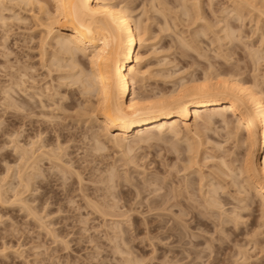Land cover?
<instances>
[{
	"label": "rangeland",
	"instance_id": "obj_1",
	"mask_svg": "<svg viewBox=\"0 0 264 264\" xmlns=\"http://www.w3.org/2000/svg\"><path fill=\"white\" fill-rule=\"evenodd\" d=\"M151 1L152 0H132V4L134 6H137L135 10L136 12L134 13L136 18L138 17V15L139 17L141 16V8L144 7L143 5H145V8H149L150 12L148 11L149 13H146L145 15L142 13V17H144L143 20L145 19L144 21H146V17L149 16L150 19L147 17L150 20L148 21V23L151 25L150 38L147 44L141 48L142 53L144 55H148L146 56L147 59L143 64V69L149 68L150 66V70L147 71L148 75L145 80H137L138 83H135L137 91L146 92L147 90V92H149L154 89H156V91L154 92H158L160 91V89L166 91L169 90V88L174 87L175 85L177 86L179 83L181 84L183 77L185 79L183 80L184 83V81L189 80L192 77L203 80V77L206 74H211V78L215 77V79L219 77L230 79L233 75V78H238L240 76L239 78L243 79V81L248 84H253L254 82L255 84L257 82V84L260 83L261 85L259 84L258 87L260 86V88L264 90V58H262V56L264 57V14L262 13L263 15H261V12H264L263 1V5L262 3H260V5L262 6H260L259 3L257 4L259 6L258 10H260V13L258 12V10H253L252 8L249 9V7H246L244 8L245 10L242 9L243 12L239 16L241 19H239L238 15H235V19L236 17H238L237 20L239 21H236L234 19L235 13L233 12V14L231 10L234 6L232 5V0H198L201 17H198L200 15L195 14L199 13L200 11L195 13H191L190 11L189 13H191V15H188L191 16V18L193 19L192 21L190 20V17L188 18L186 16V14H182V7L184 8V6L188 5V3L191 4L193 2H189L191 0H189L188 3L185 0L187 4L184 2V0H161V3L158 2V0H156L157 2L154 0L157 5L158 3H160L158 7H160L161 9H163L164 7L167 9L170 6L164 12H159V15L156 13L157 11L150 9L152 7L150 6ZM163 1H166L167 3L165 2V4L163 3ZM46 2L47 3L44 4L53 9L52 7L54 3L51 0H48ZM5 3L7 5V9L2 8V10L3 15L6 17V25L3 26L0 23V122L2 121L0 123V185L3 186L2 190L5 192V194H8H6L5 197L10 196L12 198L13 194L15 195V192L12 191V187L13 184L15 185V183H17V172L19 171L17 164L20 162L18 160L19 157H17L18 153L15 154L16 151L14 150L16 143L13 141L15 140H18V142L20 141V145H25L26 147L28 146L27 148H30V144H28L30 143V141L32 142L38 139V143L35 142L36 148L38 147L37 144H42L44 142H48L50 144L49 146L47 145L45 149H55L58 144H60V146L62 145L61 147H64L63 150H66L64 152H68L65 157L70 161L69 165L71 164V166H73V169L78 170V173H81V179L82 181H84H80L82 184L81 186L79 184L80 179L77 181L78 177L77 175H75L76 172L74 173V170H72L74 174L72 172H67L65 174L60 173L58 172V170L53 168L52 165L49 164L50 162H47V160H43V162H40L41 172L39 171L40 173L38 172L36 178L34 179L35 188L34 191H32V193L30 194L32 198L30 195L27 196V200L29 199L27 202L29 203H27L28 206H26V208L25 206L21 207L22 205L18 207V204L13 203H10L8 205L4 199H2V202L0 199V264H125L127 262L132 264H239L244 261L243 255L245 256L246 254L251 257L248 258V256V261L246 259V261L241 264H264V215L260 213V206L253 204L248 206L246 209L244 208L243 210L240 208L242 211L236 208V206L238 205L242 206L247 199L248 203L249 201L251 203L252 199L256 200L258 204L260 203V201L257 197L255 198L256 195L253 191H250L247 196L244 194V191H240L242 192V196L246 198L244 202L241 199V194H238V190H240V188L237 185L232 186L233 183L230 184L231 178L233 179L237 171V173H239V170L235 169V167H242L244 165V155L246 153L244 147L241 145L238 146L233 140L228 139L227 135H225L226 131L221 130V132H219L221 128L215 127L209 131H206L205 133L201 134L203 135V137L207 136L205 137L206 139L203 138L205 139V141L203 144L204 146H202L201 149L203 153V156L201 157L202 159L200 161L201 163L199 165V167H201L199 168L195 165L193 166L194 170H192L191 173V170H188L189 172H186V174L185 172L183 173L182 169L184 167L183 161H179V159L177 158L178 154L171 148L172 144L170 142L173 141L172 139H170L171 141L166 142V144L164 143V141H159L152 142L154 144L151 145L145 144L142 147H135L132 152H128V150L126 149L121 150L114 147L112 143L107 142V149H105L103 152L101 151V153L99 152V154L95 153L96 155L94 154L92 156V154L89 153L91 151L90 146L87 145L91 144V141L90 143L88 142L89 138L87 137V130L88 127L92 128L93 126H95L93 128L97 129V127L99 128V126L96 122L92 123L86 121L85 118H83L85 116V111L83 112L82 105L87 103L83 95L80 94L79 96L76 92L77 94L74 93L73 95H75V97H73L71 93L75 88L72 89V86L70 87L68 85L66 86L65 84H62L65 83L63 81L67 80H63L61 84H57L59 83V81L57 80L56 76L60 73L57 72L56 68H51V76L50 73H48V62H50L48 59H50V56L54 52L52 50H54L55 48V42L49 37L46 38V27L42 24L44 22H42V20L44 19L45 15H41V13H38L37 9L35 10V12L28 10L31 8L29 6L27 8L23 6V9L25 10L19 8L21 10L20 11L16 6L13 8L12 5H14V2H11L12 5L10 4V2L8 3V1ZM183 3H185L184 6ZM162 4L165 5L162 6ZM35 5V8H37L38 5ZM260 7L262 8L260 9ZM169 9L171 11L173 9V11L171 12ZM168 10L169 12H167ZM227 10H231L232 14H230V12L228 11L231 16L228 14V12H226ZM162 13L163 15L167 13L166 15L168 17L166 15H160ZM176 13L179 14H177L176 16ZM18 15L19 17H21L20 19ZM171 15H173L172 18ZM203 16L205 17V19L203 18ZM226 16L232 17L230 19L231 21L226 18ZM197 17L198 19L200 18V20H198ZM41 18L42 20H40ZM176 18H178L179 20H177ZM225 18L227 19L226 21L229 22V24L227 22H225L224 24L223 21L225 20ZM232 19L235 21H233ZM218 20L221 21V23L224 25H221ZM215 21L216 26L214 27ZM165 22H168V24H165ZM204 22L209 24L206 25V23L204 24ZM210 22H212L213 24ZM226 23L232 27V29L230 27V29L234 32V35L232 36H236L235 38H232L233 40L235 39V42L233 41V43H231L232 41L229 40L231 38L227 37L229 39H225L226 35L225 33H223V31L227 32L229 28ZM192 24L195 25L193 26ZM163 25H169L170 27L166 28ZM204 26H207L206 30H204ZM233 28L237 29L238 33H235ZM200 30H204L205 32H202ZM200 32L202 34H200ZM203 33L207 34L203 35ZM217 36L219 37V41L220 39H224L222 41V44L220 43L222 47L218 45L219 42L217 40ZM261 36L263 37L262 40ZM184 44L194 45L186 47V45ZM195 44L197 49H195L196 47H194ZM225 44L229 49H232L229 50L225 48L227 47ZM45 46L49 54L47 52V54L44 55L45 57L43 56L44 58H46V60L44 59V62L46 64H43V57L41 56L43 55L44 50L41 49L45 48ZM218 46L222 50H224V52H222V50L219 51V49L217 51L215 47L217 48ZM188 47L191 48L189 49ZM226 49L228 50V52H230L227 53ZM256 51H260L257 57ZM225 52L227 55H229L227 56L226 54H224ZM232 52L235 53L231 54ZM249 52H253L252 54L254 55L250 54ZM201 55H203V57ZM224 55H226L228 58H225L226 56ZM260 55L261 58H259ZM206 57L209 59L207 60ZM16 58L23 64L31 67L29 68L28 72L31 76H33L30 79L34 81L29 79L30 82L27 81L26 84H31L30 86L33 85V90H31L33 93H35L34 91H36L37 93H41L44 90L43 95L45 96H41L43 97L44 101L48 100L46 102L51 104L52 107L54 105L53 102H57L59 100L63 103L62 104L57 102V104H59L60 106H63L66 103H70L71 101H74L76 105L73 104L72 107L70 106V108L66 106L60 107L59 105H56L59 107H57V109L53 107L52 110L54 113H51L53 116L50 114V116H48L47 118L42 117V115H40V117L39 115H32L31 117H33V120L35 121L33 123H30L29 117L21 119L14 117L15 113L13 114V108H9L10 110L7 109L6 111L5 106L2 107V104L5 105V103L14 101L16 102L18 100V102H20V97H23V94L20 96V94L16 90L15 91L17 92V94H19L20 97L17 94H14L15 91L12 92V89L11 91H8L7 87L10 89V86L8 85L9 76L7 77V75H5L4 73L5 70H3L5 61L10 60L11 62H15ZM2 60L4 61L2 62ZM225 61L228 62L226 63ZM41 63L43 65H41ZM164 63L165 65H163ZM87 67L89 69L90 66L88 58H85V69ZM208 67L211 70H209ZM211 67H213L214 69H212ZM32 68L33 70L30 71ZM150 72L153 74H151ZM54 73L56 75H54ZM213 73L217 74L214 75ZM51 77L53 80H51ZM170 77H172V80ZM51 82H53V84ZM45 85L47 88L45 87ZM143 85L145 86L142 87ZM64 86L67 89H65ZM64 90L71 91V93L68 94V91L67 93H65ZM56 91L58 94L55 93ZM7 92L10 94H6ZM76 97L78 99H82V102L84 101L85 103L83 102L82 104L81 101H79ZM76 100L79 103H77ZM35 101H37V99ZM77 104H82V107H78ZM88 104L89 103H87L86 106ZM22 106V109H25L24 106L26 108H29L27 104H24ZM52 110L49 109L48 111ZM80 110L82 113H79ZM22 112L25 114V110H23ZM83 113L84 115H82ZM78 114H81L82 117H78ZM55 115L57 117H55ZM48 118H51L52 120L47 121ZM82 120H84L85 122ZM78 121H81V124H79ZM82 122L85 124H83ZM38 134L40 136H38ZM180 136H182V134ZM11 137L13 138V140ZM171 138H173L174 140L176 139L174 137ZM177 138L178 140H180L177 141L178 143H180L181 145L184 144L183 146H186V142L182 144V137ZM197 139L198 138L195 136V138L192 140L195 143L199 140ZM41 140L44 142H42ZM12 142L14 145L12 144ZM215 144H218V147ZM219 144L224 145V147L220 146ZM86 146H89L87 148L88 150L90 149V151L88 152L89 155L88 153H86ZM1 149H5V153L1 151ZM86 154L88 156H85ZM206 156H208V160L204 159ZM213 157L216 159L214 160ZM221 157H223L222 161L219 160L221 159ZM255 158L258 159V156H255ZM223 161L227 163L226 166L222 165L223 163L221 162ZM233 163H235L236 166ZM182 164L183 167H181ZM174 165L176 166L174 167ZM218 165H222L221 167L224 169V171L223 169H220L221 167H219ZM227 165H229L232 169L234 167V169L237 170H234L235 175L232 172L234 176L229 171V167ZM224 167H228L229 172L225 170ZM214 169H216L217 171L220 169L222 172L226 171L229 176L230 174L232 176L231 178H229L230 182L225 179L227 174H225L226 176L224 175L225 177L223 176L224 180L228 181L227 183H225L226 186H228V188L226 187L227 191L225 192L228 194H226L225 192L224 194L223 191L222 193L224 194L223 196L225 197V199H228L231 196V199L228 200L229 203L231 202L232 206L228 203V205H225L224 207L225 210H227V214L230 212V210L233 209H235L236 211H241H238L241 214L243 213L241 215L243 217V221L241 220V217H238L240 219V221L238 220L240 224L237 223V225L235 224L236 226L234 225L235 221H232L231 223L229 222L230 224L227 223L226 225L225 223V226L221 227V222L219 220H216V218H214V220H205L200 215H198V217L203 218L202 220L205 222L198 224L197 222L192 221L193 219H191L190 216H185V218L182 214H180L181 205H176V200H178L185 205H188L190 203L189 205H192V208L200 211V208H198L199 206L197 205L199 203L197 200L200 197L198 188H194L196 191L193 192L196 195L199 194L198 196L195 195V197L192 195L191 197L189 195V197L193 198V200H190H195L197 202L196 203L194 201L195 204L189 201V197H187L188 194L186 195L185 193L186 199L185 196L182 197L180 191L183 190L182 187L185 188V185L187 186V184H189L192 179L196 180L199 183L202 175L207 178V180L205 181L208 182L213 180L211 178L212 176H214V173L215 176L213 178L216 177V173L217 175H221L220 170V172H217L214 171ZM211 171H213V173ZM49 172H51V174ZM109 172L114 176H112ZM41 173L43 174L41 175ZM108 173L110 174V176H112V179H110ZM210 173L212 174V176L210 175ZM11 175L13 176V178ZM209 175L211 177L210 179H208ZM186 176L188 177L186 178ZM38 177L40 179H38ZM240 179H243V175L242 177H240ZM185 180L189 183L187 182V184H184L186 183ZM197 182H195L196 184L194 185V187H199ZM235 187H237V191L235 190ZM4 188H6V191ZM169 189L173 190L174 192ZM231 189L233 190L232 192ZM179 192L180 194H178ZM177 194L179 195V197ZM237 194L239 195V197L237 196ZM176 195L177 198H175ZM225 195H228V197H226ZM168 196L170 200L167 199ZM235 196L238 199L234 201V199H236ZM250 198L252 199L249 200ZM228 200H226V202H228ZM89 202L94 203L95 206H101L102 210L108 212L105 214L102 212H98L95 207H92V205L89 204ZM170 202L172 203V205L174 203L172 207H170ZM234 202L237 203V205H235ZM238 202H240V204H238ZM161 203H163L164 205L158 206V204ZM163 206L167 207V209L165 208L164 210ZM34 211L37 213L34 214ZM173 214L175 216L178 214V217L180 215L181 222L180 218H174ZM238 218H236V220ZM182 221H184V224L182 223ZM214 221H218V224H216L217 222L215 223ZM229 227L230 229H228ZM225 228H227V230ZM223 229L226 230L224 234H222ZM190 233L193 235H191ZM255 241L257 242L256 245Z\"/></svg>",
	"mask_w": 264,
	"mask_h": 264
},
{
	"label": "bare ground",
	"instance_id": "obj_2",
	"mask_svg": "<svg viewBox=\"0 0 264 264\" xmlns=\"http://www.w3.org/2000/svg\"><path fill=\"white\" fill-rule=\"evenodd\" d=\"M7 1H8V3L10 2V4H11V2L12 3L14 2V5L11 4L13 6V8L16 6L18 9L19 8L23 9V6H25L26 8L29 6L31 8L28 10L35 12V10L37 9L38 13H41V15H45L43 20H42V18L40 19V20H42V22L43 21L44 22L43 23L41 21L40 22L46 27V29H45L46 33H47L46 38L49 37L50 39L54 40V42H55V48L53 47L54 50H52L54 52L50 56V59H48L49 56L47 58L50 61V62H48V65H49V67H48L49 72L48 73H50V76H51V73H52L51 68L52 69L56 68L57 72L60 73V74L58 73L59 75L56 76L57 80L59 81V83H57V84H61V82L63 80H67V81H63L65 83H62V84L63 85L65 84L66 86L68 85L70 87L72 86L71 87L72 89L75 88L72 90V93H71V91L67 90L69 92L68 94L71 93V95L73 97H75V95H73L74 93L75 94L78 93L79 96H80V94L83 95V97L85 98V101L87 103H89L87 106H86L87 103H85L84 101L83 102L85 103L84 104L85 106L82 105L83 104L82 99H78L76 97L82 103L81 105L83 106V112L85 111V116L83 118H85L86 121H89L92 123L96 122L99 126V128L97 127V129L93 128L95 126H93V127L91 126L92 128L88 127V130H87L88 136L87 137L89 138L88 142L90 143V141H91V144H87V145L90 146L91 151H90V149L89 150L87 149L89 146H86V149H87L86 153H88L90 151L89 153H91L93 156L95 153L99 154V152L100 153H101V151L103 152L105 149H107V146H106L107 142L112 143L114 145V147H116V148H119L121 150L126 149V150H128V152H130V151L132 152L135 149V147H142L145 144L151 145V144H154L152 142H159V141H162V142L164 141V143L166 144V142H169V141H171L170 139H172L173 141L170 142L172 144L171 148H172V150H174L178 154L177 158L179 159V161L180 160L183 161L184 167H183V164H182V166L181 165L180 166L183 167L182 168L183 173L185 172V174H186V172H189L191 170L190 171V173H191L192 170H194L193 166L196 165L199 167V165L201 163L200 162L202 159L201 157L203 156L201 149H202V146H204L203 144H204V141L206 139L205 137H207V136L203 137V135H201V134L205 133L206 131H209L215 127L221 128L219 130V132H221V130L226 131L225 135H227L228 139L233 140L238 146L241 145L244 147V149L246 151V153L244 155L245 156L244 165L242 167H235V169L239 170V173H237L238 171L235 170L234 167L232 169L229 165H227L229 167V171L231 172V174L233 172V174L235 175L234 170L237 171L236 175H235L236 177L232 174L234 176L233 179L231 178L232 177L231 174L229 176L226 173V171L222 172L220 170V169H223L221 167L222 165L226 166V164H227V163H225V161H223V162H221V163H223L221 166L218 165L219 167H221L219 169L221 172L218 170L221 175H217V173H216V177L213 178L215 176V173L213 174L214 176H212V174L210 173L212 178L210 177V175L208 176L209 177L208 179H210V178L213 179L212 181H209V182L205 181V180H207V178H205L203 175L201 176L199 183L193 179L190 183L185 180L186 183H184V184H187V182L189 184H187V186L185 185V188L182 187L183 190L180 191L181 195H182V197L185 196V199H186L187 194H188L187 197H189V195L191 197H192V195L195 196L196 194H194L193 192H195L196 190L194 188H198V192L200 194V197L198 200L196 198V200L199 202L197 205L199 206L198 208H200V211H197L196 209L192 208V205L191 206L189 205L190 203L188 205L187 204L185 205L184 203H181V201L176 200L177 201L176 205H181V209H180L181 213L180 214H182L184 217L190 216V218L193 219L192 221H195L198 224L205 222L202 220L203 218L205 220H210V219L214 220V218H216V220H219L221 222V223L219 222L220 224H222V225H220L221 227L225 226V223H226V225H227V223L230 224L232 221L233 222L235 221L234 225L235 224L237 225V223H239V221H240L239 218L241 217V220L243 218L241 216L243 213L241 214L239 212H241L244 208L246 209L248 206L253 205V204H256L257 206L259 205L260 206L259 207L260 213L262 215H264V90L261 89L260 86L258 87V85L260 83L257 84L258 82L256 81L257 82L256 84H255V82L253 84H248V83L244 82L243 79H240L239 78L240 76L238 78H236V77L233 78L234 75L232 77L230 76L231 77L230 79L229 78L228 79L220 78L219 76H218L219 78L215 79V77L211 78L212 77V76H210L211 74H206V75L203 74L204 75L203 80H199V79L191 76L192 78L191 79L188 78L189 80L184 81V83H183V80H185V79L183 77L182 82L179 80L181 82V84L178 82L179 84L177 86L175 85L174 87L169 88V90H166V91L165 90L163 91L162 89H160V91L154 92V91H156V89L152 90L153 89L152 87H151L152 91H149V92H147V90H146V92L137 91L135 83L136 82L138 83L137 80H139V81L145 80L147 78V75H148L147 71L150 70V66H149V68H146L147 70L143 69V64L147 59L146 56H148V55H144L142 53V50H141V48L147 44V42L150 38V33H151L150 32L151 31L150 30L151 25L148 23V21H150L149 16H147L149 19L146 17V21H144L145 19L143 20L144 17H142L143 14L145 15L146 13L148 14L150 12V10L147 6H146L147 8H145V5H143L144 7L141 8V16L139 17V15H138V17L136 18L134 13L136 12L135 10H136L137 6L136 5L134 6L132 4L134 2V1L132 2V0L131 1L130 0H51L54 3V4L52 3L53 9H51V7L49 8L48 6L45 5L47 3L46 1H48V0H0V23L3 26L6 25V22H5L6 17L3 15L2 8L7 9V7H6L7 5L5 3ZM43 1H45V2H43ZM160 1L161 0H158V2H160ZM186 1L188 3L189 0H186ZM186 1L184 0L185 3H186ZM232 1H233L232 5H234V6H233V9H231V8L230 9L232 10V13L233 12L235 13V14L233 13L234 19H235V15H238V17L241 15V13L243 12L242 9L249 7V9L252 8L253 10L254 9L258 10L259 6L257 4L259 3V5H260V3H262V1L264 2V0H254V1H252V0H232ZM165 2L163 1V3H165ZM189 2H192V3L191 4L188 3V5H185V6H184L185 3H183V6L185 9L182 7L183 10L182 9L181 10H182V14H186V16L188 18L189 17L191 18V16H189V15H191V13L199 12L200 6L198 5V3H199L198 0H191ZM160 3H158V5ZM35 4L38 5L37 8H35L36 7ZM158 5H157V3L154 2V0H152L150 3V6H152L150 9L157 11L156 12L157 14L159 12L160 13L164 12L165 10H167L170 7V6L169 7L166 6V7H168L167 9L165 7H164L165 9L164 8L161 9L160 7H158ZM164 5L162 4V6H164ZM262 5H263V3H262ZM262 5H260V6H262ZM141 7H142V5H141ZM223 8H226V7H223ZM261 8L262 7H260V9ZM11 9H12V7H11ZM23 10H25V9H23ZM139 10H140V7H139ZM169 10L167 12H169ZM231 10L230 11L227 10L226 12L229 11L230 14H232ZM172 11H173V9H172ZM190 11H191V13H189ZM229 12H228V14H229ZM258 12L260 13V10H258ZM262 13L264 14L263 11L261 12V15H263ZM166 14L167 13H165L163 15V13H162L160 15L165 16ZM177 14H179V13H176V16H177ZM195 14L200 15L201 11L199 13H195ZM224 14H226V13H224ZM172 16L173 15H171V18H172ZM18 17H19V15H18ZM18 17H16V18H18ZM41 17H43V16H41ZM198 17H201V15ZM198 17H197V19H198ZM229 17L226 16V18H228L230 20L233 17V15H232V17H230V18ZM238 17H236V19H235L236 21H239V20H237ZM14 18H15V16H14ZM20 18L21 17H19V19ZM203 18L205 19L204 16H203ZM203 18H202V20H203ZM226 18L223 21L224 24H225V22H227ZM176 19L179 20L178 18H176ZM217 19H219V18H217ZM239 19H241V18L239 17ZM190 20L192 21L193 19L191 18ZM198 20H200V18ZM235 20H233V21H235ZM195 21H196V19H195ZM218 21H217V23H218ZM219 22L221 25H224L221 23V21H219ZM175 23H176V21H175ZM205 23L206 22H204V24ZM210 23H212V22H210ZM227 23L229 24V22H227ZM165 24H168V22H165ZM196 24H197V22H196ZM207 24H209V23H206V25ZM215 24H216V21L214 23V27L216 26ZM257 24H258V22H257ZM169 25H166V26L163 25V26L166 28H169L170 27ZM206 27L204 26L205 29L203 27L202 28L204 30H206ZM230 27L231 26H229L228 30L230 29ZM202 28H199V29H202ZM216 28H215V30H216ZM231 29H232V27H231ZM231 29L229 31L227 30V32L223 31V33H225V35H226V37L224 36L225 39L231 38L229 40H231L232 41L231 43H233V41L235 39L234 40L232 39L234 37V36H232V35H234V32ZM233 29H234L235 33H238L237 29H235V28H233ZM204 30H200V31L203 32ZM213 33H215V32H213ZM216 33H218V32H216ZM200 34H202V33L200 32ZM204 34H207V33H203V35ZM192 35H194V34H192ZM196 36H197V34H196ZM219 37H220V35H219ZM219 37L217 38V40L219 42L218 45H220V43L222 44V41L224 40V39H220V41H221L220 42ZM227 37H229V38H227ZM263 37L261 36V40ZM181 45H182V43H181ZM184 45H186V44H184ZM191 45L193 46L194 44H191ZM191 45L190 44L186 45V47L191 46ZM225 45H223V46H225ZM46 46H45V48L41 49V50H44L43 55L41 57L46 55L48 52L46 50ZM220 46L222 47V45H220ZM182 47H184V46H182ZM194 47H196V44ZM188 48L190 49L191 47H188ZM225 48L229 49L228 46ZM195 49H197V47ZM198 49H199V47H198ZM215 49L217 51H218V49H219V51L222 50L219 46L217 48L215 47ZM231 49L232 48H230L229 50H231ZM260 51H258V52L256 51L257 52L256 57L258 56V53ZM214 52H216V51H214ZM214 52H213V54H214ZM222 52H224V50H222ZM229 52L227 50V53H229ZM233 53H235V52H232L231 54H233ZM249 53L252 54L253 52L252 53L249 52ZM48 54H49V52H48ZM224 54H226V52ZM226 55H224V56H226ZM252 55H254V54H252ZM252 55H250V56H252ZM201 56L203 57V55H201ZM227 56L225 58H228ZM44 57H43V64H46L44 62V59L46 60V58H44ZM85 58H88V62H89V66H90L89 69H88V67L85 69ZM204 58H205V56H204ZM259 58H261V55L259 56ZM262 58H264V57L262 56ZM208 59L209 58H207V60ZM255 60H256V58H255ZM3 61L4 60H2V62ZM225 62L227 63L228 61H225ZM43 64L41 63V65H43ZM163 65H165V63ZM29 68H31V67L26 65V64H23L17 58H16L15 62H11L10 60L5 61V64L3 66V70H5L4 71L5 75H7V77L9 76V80H8L9 84L8 85L10 86V89L7 87L8 91H11V89H12V92H14L16 90L20 94V96L23 94L24 98L20 97L19 94H17V92L15 91L14 94H17L20 97V102H18L19 100L16 102L14 101V102H9V103L3 102V103H5V105L2 104V107L5 106L6 111L9 108L10 109L13 108V110H14L13 114L15 113L14 117H17L18 119L29 117L30 123H33L35 121L33 120V117H31L32 115L33 116L39 115V117H40V115H42V117L47 118L48 116H50L51 113H54L52 110L53 107L57 109V107L60 106L59 104H57V102L62 103V101L60 102V100H59L57 102L56 101L53 102L54 105L52 107L51 104L46 102L48 100L44 101L43 97L41 96V95H43L44 90H43V92H41L42 94L37 93L36 91H34L35 93H33L31 91V90H33V87H32L33 85L30 86L31 84L30 85L26 84L27 81H29V79L33 77L28 72ZM48 68H45V69H48ZM211 68L214 69L213 67H211ZM32 70H33V68L30 71H32ZM209 70H211V69L209 68ZM238 70H239V68H238ZM240 70H241V68H240ZM34 71H35V69H34ZM159 73H160V71H159ZM151 74H153V73H151ZM215 74H217V73H215ZM54 75H56V74L54 73ZM58 78L61 80H59ZM170 78L172 80V77H170ZM34 79H35V77H34ZM30 80H32V79H30ZM51 80H53L52 77H51ZM32 81H34V80H32ZM51 83L53 84V82H51ZM48 85H49V83H48ZM144 86L145 85H143L142 87H144ZM45 87H46V85H45ZM7 89H4V90H7ZM39 89H41V88H39ZM53 89H54V87H53ZM65 89H67V88L65 87ZM30 91H31V93H30ZM57 91L55 92L56 94H58ZM67 91H65V93H67ZM6 94H10V93L7 92ZM43 96H45V95H43ZM50 98H51V96H50ZM84 98H83V100H84ZM31 99H33V100H31ZM36 99H37V101H35ZM52 100H53V95H52ZM50 102H51V99H50ZM66 102H67V100H66ZM73 102L71 101L70 103H66L63 106L70 108V106L72 107V105L75 104V102L74 103ZM76 102H77V100H76ZM77 103H79V102H77ZM24 104H27L29 106V108L27 107L28 108L27 109L24 106L25 109H22L21 107H23L22 105H24ZM56 105H59V106H56ZM77 105H78V107H82L79 104H77ZM63 106H60V107H63ZM48 108L52 111H48L49 110ZM62 109H64V108H62ZM23 110H25V114L22 112ZM81 110L79 111V113H82ZM26 111H28V112H26ZM75 111H77V110H75ZM82 115H84V113ZM82 115L78 114L77 116L82 117ZM65 116H67V115H65ZM55 117H57V116L55 115ZM59 117H60V115H59ZM55 119H53V120H55ZM51 120H52L51 118L47 119V121H51ZM79 120H81V119H79ZM41 121H43V120H41ZM82 121H84V120H82ZM80 122H79V124H81ZM83 124H85V123H83ZM39 125H40V123H39ZM86 125H87V122H86ZM181 134H182V136H180ZM35 136H36V134H35ZM38 136H40V135L38 134ZM195 136L199 140L197 139L198 141H196L194 143L192 139H194ZM171 137H174L176 139L174 140ZM177 137H182V139H183L182 144L184 142H186V146H183L184 144L181 145L180 143H178L177 141H180V140H178ZM183 137H185V138H183ZM224 137H226V136H224ZM14 138H15V136H14ZM203 138H205V139H203ZM12 140H13V138H12ZM38 140L32 141V142L30 141V143H28V144H30V146H29L30 148H27L28 146L26 147L25 145H20V141L18 142V140L13 141L16 143L15 149H14L16 151L15 154L18 153L17 157H19L18 160L20 161V162L18 161L20 164L19 163H18L19 165L17 164L19 171L18 172L16 171L18 173L17 183H15V185L13 184V187H12V191L15 192V195L13 194L12 198L10 196L5 197L7 193L5 194V192L2 190L3 186L0 185L2 187V188L0 187L1 202H2V199H4L8 205L10 203H13V204H18V207L20 205H22L21 207L25 206V208H26V206H28L27 203H29V202H27L29 200V199L27 200V198H28L27 196L30 195L32 193V191H34V188H35L34 187L35 186L34 179L36 178L37 173L39 171L41 172V167H40L41 163L40 162H43V160H47V162H50L49 164L52 165V167L55 168L56 170H58V172H60V173H64V174L67 172L71 173L72 170H74V173L76 172L75 175H77V177H78L77 181L79 179H80L79 182L84 181V180L82 181V179H81V173L80 172L78 173V170L73 169L72 168L73 166H71V164L69 165L70 161L67 160V158L65 157L68 152L67 153L64 152L66 150H63L64 147L62 148L61 147L62 145L60 146V144H58L60 142L57 143L58 144L56 146L57 149L55 148L56 149L55 150L52 148L51 149L50 148L45 149L47 145L48 146L50 145L47 142L49 140L46 141L47 143H45L44 141L41 140L44 143L37 144L38 147L36 148L35 142H37ZM13 142H12V144H13ZM206 143H207V141H206ZM215 145L217 146L218 144H215ZM220 146L224 147V145H220ZM220 146H219V148H220ZM234 148H236V147H234ZM4 150L1 149V151H3V152H4ZM124 152H126V151H124ZM128 152H126V153H128ZM89 153H88V155H89ZM88 155L86 154L85 156H88ZM255 156H258V159H256ZM64 157H65V159H64ZM207 157L208 156H206L204 159H207ZM215 159L216 158H214V160ZM222 159H223V157H221V159H219V160L222 161ZM210 160H211V157H210ZM204 161H206V160H204ZM234 162H235V160H234ZM130 163H132V162H130ZM173 164H172V166H173ZM217 164H219V163H217ZM233 164L235 165V163H233ZM175 166L176 165H174V167ZM228 167H224L225 170L228 171ZM42 169H43V167H42ZM180 170H181V168H180ZM214 171H217V170L214 169ZM223 171H224V169H223ZM42 172H43V170H42ZM211 172L213 173V171H211ZM49 173L51 174V172H49ZM42 174L43 173H41V175ZM110 174H109V176H110ZM225 174H227V176ZM111 175L114 176L113 174H111ZM242 175H243V179H240V177H242ZM112 176H110V179H112L111 178ZM223 176L229 182H230L229 178H231L230 184L233 183L232 186L237 185L240 188V190H238L239 193L238 192L237 193L239 195L241 194V199L244 202H245L246 198L244 196H242V192L244 191L245 192L244 194L247 196L250 193V191H253L256 195L255 198L257 197L258 200L260 201V203L258 204L256 202V200H253L252 199L253 197L249 195L250 197H252L249 199V200L252 199L251 203H250V201L248 203V201H247L248 199H247L246 200L247 203L246 202L243 203L242 206L241 205L236 206L237 209L241 208L242 209V210L240 209L241 211H239V210L236 211L235 209H233V210H230V212H229V209H228L229 213L227 214V210H225L224 207H225V205H228L229 200L231 199V196L228 198L229 200L225 199V197L223 196L226 193L225 191H227V188H228V186H226V184H225L228 181H225ZM187 177L188 176H186V178ZM12 178H13V176H12ZM38 179H40V178L38 177ZM108 179H109V177H108ZM108 181H110V180H108ZM111 181H113V180H111ZM125 181H127V180H125ZM189 181H190V179H189ZM7 182H5V183H7ZM81 182L79 184L82 186ZM195 182H197L199 187H196V186L194 187V185L196 184ZM11 183H13V182H11ZM11 183H9V184H11ZM235 188H236L235 190L237 191V187H235ZM4 189L6 191V188H4ZM179 189H180V187H179ZM169 190H171V189H169ZM171 191H173V190H171ZM222 191H223V193L224 192L225 193L223 194ZM232 191L233 190L231 189V192ZM240 191H242V192H240ZM180 192L178 194H180ZM185 193H186V195H185ZM226 194H228V193H226ZM235 194H236V192H235ZM238 194H237V196L239 197ZM174 195H173V197H174ZM177 195L175 196V198H177ZM198 195H196V196H198ZM86 197H88V196H86ZM173 197H172V200H173ZM178 197H179V195H178ZM191 197H189V201L194 203L195 200L192 201L193 198H191ZM226 197H228V195ZM31 198H32V196H31ZM167 199H169V196ZM190 199H192V200H190ZM237 199L238 198L236 197V199H234V201ZM86 200H87V198H86ZM187 200H188V198H187ZM226 200H228V202H226ZM239 201H241V200H239ZM91 202H89V204H91L92 207H95L98 212H102L104 214L108 212V211L102 210L101 206H98V205L95 206L94 203H91ZM167 202H168V200H167ZM6 203H4V204H6ZM164 203H165V201H164ZM170 204H171L170 207H172L174 205V203L172 205L171 202H170ZM229 204L231 205V202ZM238 204H240V202H238ZM159 205H164V204L161 203V204H158V206ZM235 205H237V203H235ZM12 206H14V205H12ZM29 207H31V206H29ZM167 207H168V204H167ZM167 207H164V210H165V208L167 209ZM35 213H37V212L34 211V214ZM198 215H200L203 218L198 217ZM230 215H232L233 217ZM176 216L174 215L173 217L174 218H180V215H179V217H178V214ZM34 218H36V217H34ZM236 218H238V219L236 220ZM182 219H183V217H182ZM177 220H179V219H177ZM180 222H181V218H180ZM183 222L184 221H182V223ZM216 222L215 223L218 224V221H216ZM261 225H263V224H261ZM225 229L227 230V228H225ZM228 229H230V227ZM226 230L223 229L222 234H224V232ZM191 235H193V234H191ZM212 237H214V236H212ZM256 244H257V242L255 241V245ZM212 247H214V246H212ZM253 248H255V247H253ZM246 255L245 256L243 255V257H244L243 262H245L247 257L249 256V255H247V256ZM250 257L251 256H249L248 258H250ZM123 260H125V259H123ZM247 261H248V259H247ZM243 262H241V263H243ZM127 263H129V262H127ZM127 263H125V264H127ZM241 263H239V264H241ZM129 264H132V263H129Z\"/></svg>",
	"mask_w": 264,
	"mask_h": 264
}]
</instances>
